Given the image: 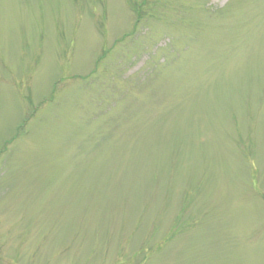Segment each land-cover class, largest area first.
Instances as JSON below:
<instances>
[{
	"label": "rangeland",
	"instance_id": "obj_1",
	"mask_svg": "<svg viewBox=\"0 0 264 264\" xmlns=\"http://www.w3.org/2000/svg\"><path fill=\"white\" fill-rule=\"evenodd\" d=\"M0 264H264V0H0Z\"/></svg>",
	"mask_w": 264,
	"mask_h": 264
}]
</instances>
